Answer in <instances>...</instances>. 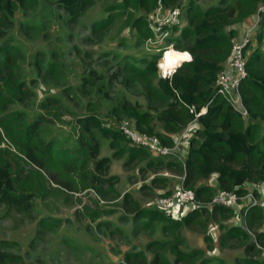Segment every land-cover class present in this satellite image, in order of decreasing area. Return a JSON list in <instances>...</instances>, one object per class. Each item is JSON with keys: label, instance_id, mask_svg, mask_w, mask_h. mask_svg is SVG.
Wrapping results in <instances>:
<instances>
[{"label": "trees", "instance_id": "trees-1", "mask_svg": "<svg viewBox=\"0 0 264 264\" xmlns=\"http://www.w3.org/2000/svg\"><path fill=\"white\" fill-rule=\"evenodd\" d=\"M43 0H0V206L6 215L15 212L35 222L36 233L29 250L12 240H0V264H29L37 244L46 240L61 222L52 215L35 214L36 200L61 198L74 201L76 193L94 190L98 199L96 208L86 206L91 221L114 214L104 208L119 203L132 216L141 229L149 230L155 221L164 223L162 232L175 241H150L145 249H133L125 254L119 264H195L203 254L199 249L191 252L181 249L179 234L183 227L201 224L203 217L227 221L238 209L250 234L239 225L227 226L220 235V245L244 246V264H264L257 259L264 250V207L240 201L238 206L212 203L219 190L236 192L244 196L253 184L264 182V50L257 44L247 57V76L240 81L239 92L248 114L237 110L219 94L216 80L231 57L236 25L258 17L264 0H212L206 6L203 0H187L182 4L186 22L175 27L170 43L179 51H188L190 61L182 62L171 77L161 76L158 68L160 53L141 58L140 64L123 58L108 75V85H121L127 94L111 109L115 115L113 126H104L100 115L88 112L77 115L75 147L59 141H46L42 135L44 114L27 121L22 110H11L15 104H27L35 92L23 81L18 71L26 55L19 47L10 44L6 32L14 25L16 11L38 7ZM71 17L74 23L92 8L97 0H51ZM181 0H128L141 9L151 10L158 2L165 8L176 7ZM115 20L114 15L92 23L91 34L103 41L105 33ZM253 23V22H252ZM142 25V24H141ZM142 28V26H141ZM251 38L264 41V12L249 26ZM177 32V34H175ZM89 76L83 78L81 89L90 93L88 86L98 87L104 76L88 68ZM61 70L56 62L46 69L45 80L57 81ZM99 94L111 98L102 86ZM68 96V90L64 91ZM142 97V100L138 98ZM63 100L47 96V107L58 108ZM206 112L200 115V111ZM110 116V115H109ZM57 119L60 113L56 112ZM127 118V119H126ZM119 119V120H118ZM130 120L140 133L157 135L162 144L172 145L181 132L192 123L189 150L184 161L177 157L155 154L145 147L134 145L119 130L120 122ZM101 136L117 148L115 158L126 156V167H138L144 174L149 170H169L183 176L185 187L195 191L199 204L185 215L171 218L163 211L143 207L130 192L121 193L116 188L118 176L110 175L113 157L101 156ZM214 178L213 182L210 179ZM163 176H155L153 183L161 186ZM144 187H147L146 185ZM77 200L81 201V199ZM101 200L104 206L100 205ZM100 201V202H99ZM129 221V220H128ZM110 222L100 221L98 227ZM117 231V229L115 230ZM153 252V256L148 255ZM168 253L173 256L169 258ZM253 256V257H252ZM38 258V257H37ZM205 261V260H204ZM202 262L204 264L205 262ZM208 262V261H207Z\"/></svg>", "mask_w": 264, "mask_h": 264}, {"label": "rangeland", "instance_id": "rangeland-1", "mask_svg": "<svg viewBox=\"0 0 264 264\" xmlns=\"http://www.w3.org/2000/svg\"><path fill=\"white\" fill-rule=\"evenodd\" d=\"M186 1L181 0L176 7L182 8V4ZM211 1L203 0L201 4L206 6ZM263 3L260 4L259 11ZM172 8L174 7L165 8L158 2L153 9L146 10L134 6L128 0H97L78 23H74L71 17L51 0H43L38 7L32 9L19 8L14 17V25L6 34L8 42L19 47L26 55V59L19 63L18 71L22 80L35 92V96L27 104L13 105L11 110L24 111L27 121L44 114L42 137L46 141L54 139L68 147L76 146L77 115L94 112L100 115L104 126H113L111 117L116 116L111 114V109L123 96L133 99L134 97L127 94L121 85L109 86L107 74H110L124 57L128 58L130 63L140 64L142 57L155 53L157 48L173 46L177 52H185L177 50L174 44L170 43L175 28L165 26L161 31H156L149 26L151 15L160 16L163 11ZM110 15L115 16L114 23L105 33L103 41H99L97 36L91 34L92 23ZM185 22L183 14L181 24ZM251 23L252 20H249L235 26L238 29L236 40L243 41L245 31ZM152 26L156 28L157 24ZM256 35L255 33L245 48L247 57L251 55L253 47L257 44L264 50V41L260 43ZM53 62L58 64L61 73L58 74L57 81L45 80L46 69ZM88 68L97 70L104 79L98 83L97 88L88 86L90 93H83L81 86L83 78L90 75ZM101 86L103 93L109 92L111 98L98 93V88ZM66 89L68 96L64 95ZM47 96L59 97L63 101L58 108L43 109L42 104H46ZM138 99L142 100V97ZM56 112L60 113L59 119L55 117ZM101 137L100 155L113 157L117 148L110 147V140ZM188 150L189 138L185 139L181 147V156L185 158ZM125 160L126 156L118 159L113 157L109 174L118 176L116 183L118 191L123 194L132 193L143 207L163 211L161 201L184 185L183 176L180 174L169 170H159L156 173L149 170L144 174L140 171L142 164L138 167H126ZM155 176H163L166 181L158 186L152 182ZM214 178L210 179V182H213ZM145 185L147 187H144ZM97 199L94 190H90L76 193L74 201L69 202L60 197L43 202L36 200L35 214L60 218L61 225L49 232L45 237L46 240L37 244L39 247L29 264H119L125 262L127 251L145 249L150 241H175L172 236L163 234L164 223L161 221H155L149 230L141 229V223H134L131 220L132 215L119 203L104 207L115 210L114 214L91 221L85 208L86 206L96 208ZM103 202V200L100 202L102 207L105 205ZM190 209L186 206L176 208L171 214L163 212L168 217L179 218ZM5 211L6 208L0 206V240L18 242L24 253L29 250L35 236V222L15 212L6 215ZM237 212H234L227 221L205 216L201 224L183 227L179 234L181 249L188 252L199 249L203 252L195 264H202L204 260V264H244L241 261L242 256L246 254L243 244L236 247L220 245V235L225 225L226 228L239 225L246 232H250L243 214L239 209ZM100 221L110 223L100 228L98 227ZM263 230L264 226L257 229V231ZM250 235L256 239L255 234ZM148 255L152 257L153 252H149ZM168 256L173 258L169 253ZM257 259H264V250Z\"/></svg>", "mask_w": 264, "mask_h": 264}, {"label": "built area", "instance_id": "built-area-1", "mask_svg": "<svg viewBox=\"0 0 264 264\" xmlns=\"http://www.w3.org/2000/svg\"><path fill=\"white\" fill-rule=\"evenodd\" d=\"M261 11L264 12V3L260 8L259 13H261ZM182 15L183 9L174 7L168 11H163L160 16L151 15L149 17V26H151L152 29H156V31H161L165 26L175 28L181 25ZM153 24H157V27L154 28V26H152ZM251 31L252 29L244 34L242 42L236 39L233 40L231 57L226 62L224 71L216 80L219 94L225 97L244 115H247L248 111L242 103L241 94L239 92V84L240 81L247 76V54L245 48L250 42ZM165 35H168V30ZM171 49L174 50L173 46L156 49V52L162 53L157 66L161 76L164 78L171 77L182 62L190 61L192 59V55L188 51H185L181 54H186V57L182 58L179 62H175L172 66H169L166 60V54ZM205 112L206 108H203L200 111V115ZM191 129L192 123L188 124V126L181 132V134L176 138L174 144L166 145L162 144L160 137L157 135L140 133L137 131L130 120H123L119 125V130L130 139L132 144L145 147L155 154L177 157L180 161H184V157H182L180 153L181 147L185 139L187 140L189 138ZM242 200L246 203L251 201L250 205H259L264 207V182L253 184L252 190L244 196H240L236 192L219 190L214 196L212 203L235 207L238 206ZM198 204L199 201L197 200L195 191L185 187L184 185L176 190L171 196L166 197L161 201L163 211L168 214L174 212L176 208H184L186 206L191 208L197 206Z\"/></svg>", "mask_w": 264, "mask_h": 264}, {"label": "bare ground", "instance_id": "bare-ground-1", "mask_svg": "<svg viewBox=\"0 0 264 264\" xmlns=\"http://www.w3.org/2000/svg\"><path fill=\"white\" fill-rule=\"evenodd\" d=\"M186 54H181L171 49L166 54V60L169 66H172L175 62H179L182 58L186 57Z\"/></svg>", "mask_w": 264, "mask_h": 264}, {"label": "crops", "instance_id": "crops-1", "mask_svg": "<svg viewBox=\"0 0 264 264\" xmlns=\"http://www.w3.org/2000/svg\"><path fill=\"white\" fill-rule=\"evenodd\" d=\"M251 20L253 22V23H251V25H253L255 23V21H256V17L252 18Z\"/></svg>", "mask_w": 264, "mask_h": 264}, {"label": "clouds", "instance_id": "clouds-1", "mask_svg": "<svg viewBox=\"0 0 264 264\" xmlns=\"http://www.w3.org/2000/svg\"><path fill=\"white\" fill-rule=\"evenodd\" d=\"M190 53V52H189Z\"/></svg>", "mask_w": 264, "mask_h": 264}]
</instances>
